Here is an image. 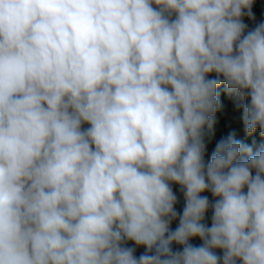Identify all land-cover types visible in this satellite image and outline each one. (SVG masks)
<instances>
[{
    "label": "clouds",
    "instance_id": "9594fccd",
    "mask_svg": "<svg viewBox=\"0 0 264 264\" xmlns=\"http://www.w3.org/2000/svg\"><path fill=\"white\" fill-rule=\"evenodd\" d=\"M253 4L0 0V264H264V142L205 159L222 84L264 137Z\"/></svg>",
    "mask_w": 264,
    "mask_h": 264
},
{
    "label": "trees",
    "instance_id": "16d2710c",
    "mask_svg": "<svg viewBox=\"0 0 264 264\" xmlns=\"http://www.w3.org/2000/svg\"><path fill=\"white\" fill-rule=\"evenodd\" d=\"M252 10L254 13V18H249L247 16L243 17L244 22L248 25L249 28L254 27L256 23L264 20V0H254ZM209 75L214 76L215 74L210 73ZM218 91L220 93L222 107L215 114V122L211 132V138L208 140L207 151L205 153L206 160L213 151L215 144L219 140L226 138L230 133H233L235 135V138L240 139L242 142L252 145L254 150L256 146H258L261 142H264V137L260 136L259 129H257V131L252 135L246 134V132L244 131L243 121L241 119L243 109L242 107L236 106L237 101L232 96L228 95V93L224 90L223 84L219 87ZM83 127H87V124H84ZM253 141H255V144H253ZM172 188L178 198L175 207L178 212L182 211L185 199L182 191L180 190V186L173 183ZM202 195H207L210 200L213 199L211 193L207 191L202 193ZM210 216L211 209H208L205 212V220L209 224L211 223ZM177 223L178 220H174L170 227L175 228ZM191 242L194 244L201 243L198 237L192 238ZM174 247L176 246L174 245ZM138 250L140 253H142L144 251V246L139 245ZM216 251L218 254H220L221 250L217 249Z\"/></svg>",
    "mask_w": 264,
    "mask_h": 264
}]
</instances>
